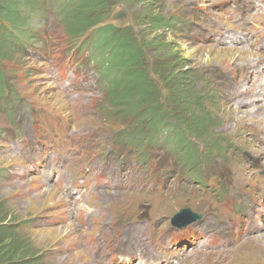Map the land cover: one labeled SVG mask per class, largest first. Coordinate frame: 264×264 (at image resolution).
Here are the masks:
<instances>
[{"label":"rangeland","instance_id":"374dc122","mask_svg":"<svg viewBox=\"0 0 264 264\" xmlns=\"http://www.w3.org/2000/svg\"><path fill=\"white\" fill-rule=\"evenodd\" d=\"M223 1L110 0L107 16L99 24L111 23L120 28H130L134 40L142 48L144 58H146L148 64V77L157 84L158 99L166 107L164 109L169 110L175 105L177 107L175 109L176 114L183 116L189 124L192 121L188 117L197 115L194 119L199 118L200 104L195 106L189 103L190 105L182 107L181 104L177 106L174 102H170L171 100L168 98L169 90L164 82H167L178 69L184 68L194 75L195 92L200 93L205 87H208L213 90V95H218L216 98L211 99L215 104V108L211 107L208 102L203 104L205 107L207 106L210 112L215 114V118L211 125L198 122V126L202 128L199 130L202 131L201 136L195 132L197 130L191 129L187 123L174 118L157 126L143 124L144 110L140 112L138 110L137 114H128L132 118L131 125L134 127V132L122 133L119 140L126 144L133 158L144 164L147 173H150L151 166L149 158L143 156L146 146H156L148 151L154 154L155 158H161L165 169L170 168L173 163L169 157L165 156L173 151L176 174L183 169V176L186 180H174L170 183V186L173 188L190 187L188 183H192L201 193H210L221 189L220 197L224 205L223 211L229 213L238 226L245 215L250 212V209L240 210L241 198L236 197L231 190L221 186L219 182L221 176L213 174L208 164L212 160H216V163L220 161V169L222 168L223 172H228L230 179L238 181L237 178H239L243 182H249L253 178L252 171L254 170L250 169V160L255 171L263 170L264 159L261 157L256 159L252 154L250 155L251 152H254L255 156H258L260 152H264V147H257L254 142V140L260 138V134L250 133L264 127V100L258 92V90L262 91V88L258 86L261 78L256 71L254 80H250L247 85L241 86L247 89L246 95L239 94L240 98L246 102L234 105L223 100L221 94H225V92L220 87V81L212 77L209 72L213 75H221L220 67L226 70H235L237 64H247L251 59L250 64L257 61L259 63L263 62L264 55L261 56V54H264V44L262 43L264 42V0L263 2L262 0H253L252 10L241 15L240 10L245 5L244 1H238L235 13L231 10L227 12H222V9L217 10L216 8L221 6ZM58 2L60 0H40L42 4L37 7L47 11L50 17L56 11L55 9L51 12L50 7L55 6ZM35 3L37 4L38 1L35 0ZM75 6H77V2L73 1L62 7L63 23L57 24L53 30V33L59 37L57 44L63 47L58 58L52 56L44 47L32 49L31 46H23L22 44H18L14 48L10 47L12 53L0 56V69L4 73L2 82L6 80L7 85L5 90L8 91L12 84V80H8V78H17L18 89L26 96V101L30 103L28 111L21 110L17 115L19 120L25 128L31 131L37 127L35 140L31 144L24 145L23 142L16 139V136L4 141L0 138V201L4 202L3 206L11 216L9 222H15L17 225L14 239L18 241L20 246L25 248L28 256L34 254V257H39V260L34 262L36 264L41 261L45 264H80L86 259L81 250H73V246H71L75 234H73L70 224L48 225L49 221H42L43 217L49 218L60 211L58 208L60 204L58 191L55 190L57 184L52 183L42 186L38 183V179L35 178L36 175L33 176L29 173V158L31 157L28 154L44 140L45 131L63 125L69 127L72 122L70 118L72 115H81L83 118L76 122V126L83 121L79 126H88L89 129L94 130L91 133L93 140L98 138L99 142L103 141L105 143V149L110 150L111 139L105 132L103 124L106 122V126H110L113 122L118 123L120 121L116 117L113 119L115 108L109 101L111 92L123 80V77H121L122 71H120V67L113 58L114 50L108 48L105 43H97L101 40L98 35L100 31L98 25L87 27L82 31L67 29L68 14ZM197 8H202L204 12H200L195 16L193 14L197 12ZM206 10L210 11V15L207 16ZM27 13L30 15L33 11L28 10ZM149 16L161 20L164 18L172 20L173 17L178 16L179 19L175 20V26L186 28L188 31H194L200 26L203 28L201 32L205 33L207 31L213 32L215 29V32L211 34L215 39L222 41L223 35L226 34L229 35V38L226 45L215 48L209 44L201 43L202 40L197 36L196 45H191V41L181 39L180 33L182 31L176 30L170 21V25L161 26L157 30L151 27L148 23L150 21ZM41 19L42 17L38 18L37 21ZM42 22L46 25L48 21L42 20ZM37 27L40 28L38 25ZM67 34L80 39L78 42V56L83 62L84 68L89 72L93 71L96 77H100V84L108 86L105 95L107 102L101 105V109L109 116L108 120L97 109L96 105H90L87 97L85 101L88 102L82 104V106L78 105L77 112L70 111L66 101L65 89L62 88L60 82L82 74L76 67V59L72 51L61 40L65 39ZM87 34H90V36L85 38ZM43 39H46V36ZM155 66L166 69V71H162V73H165L162 78L157 73L155 75ZM138 83L139 80H136L133 85L141 86ZM71 88L80 91L78 84L71 85ZM0 104L2 105L0 108V126L4 125L2 127L9 128L8 103L2 100ZM140 125L147 128V132L142 138L139 135ZM117 128L122 129L123 125L120 124ZM180 134L183 136H180ZM225 135H228V138L240 148L226 151L225 147L217 148L213 146V143H208L215 141L218 145H224L225 139L223 137ZM215 137L221 138L217 140ZM184 141L191 145L193 149L187 151V147L182 146ZM117 149H120V146ZM241 149L248 150V154L244 151L241 152ZM79 155L87 159L86 162H80L87 169L92 164L97 170H101L106 165L98 158L94 157L93 159L85 152H79ZM100 155L103 156V153ZM247 155L249 158H247ZM108 166V172H110L108 174L117 178L111 180L107 176L113 183L112 187H108L113 189V192L108 191L112 199L121 194L119 190L126 188L129 181L132 179L139 181L143 175L139 169L140 165L138 163L133 164L126 158L125 154H112V162ZM131 166L134 170L131 169L129 172ZM120 177L121 181L119 180ZM129 177L130 179L127 181ZM167 178H170L169 173H167ZM53 184L55 187L52 186ZM147 187L149 189L153 187L166 188L162 180L155 182L153 179L149 181ZM102 189H104L103 194H105V188L102 187ZM240 190L248 191V189L242 187ZM186 192L189 194L187 189ZM132 196L127 194L123 199H131ZM62 199L65 201L66 197L64 196ZM109 200H102V203L106 204L107 211H110L107 207ZM85 202L77 203V206H84ZM162 203L164 202L162 201ZM167 204L174 211L182 206L192 208L191 206H196V200L183 194H176L167 200ZM111 205L113 206V204ZM218 207L219 205L216 204L212 208L217 209ZM114 209L116 210L118 207ZM77 211L79 213L85 212L83 210ZM107 225L103 226V229L106 230ZM119 228L120 224L117 223L110 229L117 232ZM240 234V232H237L238 236ZM248 242L252 244L249 248L233 249L229 254L226 252L220 253L221 264H264V231L249 236ZM65 248L71 250L66 251ZM230 258L235 260L228 261Z\"/></svg>","mask_w":264,"mask_h":264},{"label":"trees","instance_id":"16d2710c","mask_svg":"<svg viewBox=\"0 0 264 264\" xmlns=\"http://www.w3.org/2000/svg\"><path fill=\"white\" fill-rule=\"evenodd\" d=\"M0 0V56L12 53L10 46L6 43V38L10 37L12 33L27 35L28 34V19L27 10H34L38 8L40 0ZM77 2L72 11L68 14L67 29L70 31H82L83 29L98 25L100 31L98 35L101 40L97 41L98 44L105 43L108 48L113 49V58L122 71L123 80L118 83L115 90L111 92L109 101L114 110V115L117 120H124L128 114H137L143 111V124L150 126H157L160 123L171 121L173 118L184 123L195 131L199 136L202 135V128L198 126V122L210 124L215 118V114L210 112L203 104L208 102L211 107L215 108V104L211 101L216 98L213 95V90L205 87L203 91L195 92L194 89V75L188 69H178L175 74L164 82L169 90L168 98L170 102H174L177 106L181 104L182 107L190 105L189 103L197 106L200 104L199 118L194 119L196 116L188 117L191 119V124L184 120L183 116H178L173 108L164 109L163 104L158 99L157 84L150 79L147 74V62L144 58L142 48L138 46L134 40L129 27L120 28L111 23L99 24L103 22L107 16V9L110 0H71ZM151 27L159 29L161 26H168L169 19H160L157 17H150ZM78 20V22H77ZM166 71L163 67L155 66L156 73L164 76ZM139 80L141 86L133 85V82ZM196 81V80H195ZM1 82V73H0ZM206 86V85H205ZM141 123V124H142ZM180 136H183L180 134ZM221 137H215L219 139ZM213 146L220 148L225 145H218L215 141H210ZM182 146H186L187 151L191 149V145L184 141ZM193 149V148H192ZM227 150L226 148H224ZM4 202L0 201V264H36L39 257L27 255V251L23 246H20L14 236L17 232V225L15 222H9L10 214L4 208ZM32 257H34L32 259ZM38 264H45L39 262Z\"/></svg>","mask_w":264,"mask_h":264},{"label":"bare ground","instance_id":"6f19581e","mask_svg":"<svg viewBox=\"0 0 264 264\" xmlns=\"http://www.w3.org/2000/svg\"><path fill=\"white\" fill-rule=\"evenodd\" d=\"M70 32V31H69ZM252 83H253V81H252ZM261 83V82H260ZM260 83H259V85H260ZM258 85V86H259ZM242 87H240L239 88V92H237L238 94H240V95H246V92H247V89H244V88H242ZM261 88V87H260ZM258 92L260 93L259 95L260 96H262L263 98V100H264V93H263V91H261V90H258ZM239 102V101H238ZM244 102H246L245 100H243L242 98H240V103H244ZM256 126V125H255ZM81 127H83V126H80V128ZM72 156V154L71 153H67V155H66V157L67 158H69V157H71ZM262 159H264V157H261ZM164 161V160H163ZM62 161H61V159H55V160H53L52 162H47L48 164H56V165H60V163H61ZM165 162V161H164ZM235 162V161H234ZM166 163V162H165ZM169 163V162H168ZM236 164H237V162H236ZM168 165V164H167ZM233 166V165H232ZM179 171V170H178ZM181 171V170H180ZM46 172H50L49 170H47ZM67 173H69V171H67ZM239 176V175H238ZM129 184L131 185V183L129 182ZM48 190V189H47ZM257 251V250H256Z\"/></svg>","mask_w":264,"mask_h":264},{"label":"water","instance_id":"95a60500","mask_svg":"<svg viewBox=\"0 0 264 264\" xmlns=\"http://www.w3.org/2000/svg\"><path fill=\"white\" fill-rule=\"evenodd\" d=\"M177 218H178V216H176L174 218L175 223L180 224V225H186L187 223H189V222L194 220V215L189 214L183 221H181V220H179Z\"/></svg>","mask_w":264,"mask_h":264}]
</instances>
